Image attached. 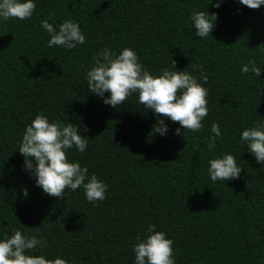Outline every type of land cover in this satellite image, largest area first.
<instances>
[{"label":"trees","instance_id":"16d2710c","mask_svg":"<svg viewBox=\"0 0 264 264\" xmlns=\"http://www.w3.org/2000/svg\"><path fill=\"white\" fill-rule=\"evenodd\" d=\"M30 18L0 19V238L18 228L47 245L28 254L68 264H135L132 246L155 225L173 240L176 264H264V165L241 140L264 122V4L240 0H34ZM219 2L220 6L215 7ZM217 14L206 38L191 13ZM76 22L85 43L48 46L41 21ZM133 49L152 74L186 70L207 89L208 115L196 133L155 132L157 116L133 93L121 106L88 90L87 71L104 48ZM255 60L260 76L242 66ZM176 62V68L173 61ZM196 65V69L192 68ZM200 69L207 82L200 79ZM39 113L69 122L87 140L66 150L108 187L89 202L83 187L64 198L44 193L18 148ZM221 137L214 149L212 123ZM234 155L240 176L212 181L209 160ZM35 163V161H33ZM28 195L24 196V190Z\"/></svg>","mask_w":264,"mask_h":264},{"label":"clouds","instance_id":"9594fccd","mask_svg":"<svg viewBox=\"0 0 264 264\" xmlns=\"http://www.w3.org/2000/svg\"><path fill=\"white\" fill-rule=\"evenodd\" d=\"M212 2V0H211ZM240 3L258 9L264 0H240ZM220 3L216 2L215 7ZM36 9L34 0H0V19L24 20L30 18ZM217 14L209 15L207 11L193 10L191 21L196 35L206 38L215 27ZM42 27L50 39L48 46H61L73 49L78 44L85 43V36L79 25L72 20H64L54 27L48 20L41 21ZM94 65L87 71L88 90L104 98V103L117 107L123 105L133 93L138 94V102L145 109L152 110L157 116L155 132L161 135L167 133L164 119L178 123L180 128L176 134H181L186 140L185 130L192 133L203 128V119L208 115L207 89L197 77L186 70L164 68L160 74L154 75L140 63L137 53L128 47L119 54L110 48H104L93 57ZM173 65L176 68L174 60ZM196 65H192L196 69ZM251 71L260 76L261 69L255 60H249L242 66V72ZM200 79L207 82V75L200 69ZM212 136L208 139L209 149H214L217 138L221 137L220 126L211 125ZM241 140L247 145V150L254 155L257 162L264 165V122L256 121L254 126L245 128ZM75 147L81 153L86 150L87 140L82 136L78 127L69 122H49L48 118L39 113L26 126L19 152L25 158V166L36 178L37 186L52 197L64 198L66 189L73 191L80 187L85 190L89 202L105 199L107 185L99 180L95 173L88 176V169L81 167L79 162H70L66 150ZM35 161V163H33ZM234 155L225 152L221 156L209 160L208 174L212 181H227L240 176ZM24 196L28 195L24 190ZM155 225H149L144 239H139L132 246L135 253V264H176L173 253V240L167 238L163 231H156ZM12 235L4 234L0 238V264H68V261L56 257L47 259L43 255L28 254L39 245L44 247L47 241L38 239L36 235L27 236L18 228L12 229Z\"/></svg>","mask_w":264,"mask_h":264}]
</instances>
